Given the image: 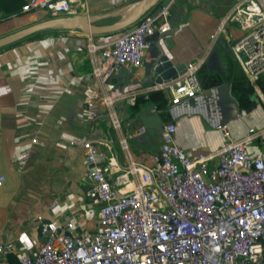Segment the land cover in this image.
Wrapping results in <instances>:
<instances>
[{"label": "crops", "instance_id": "0c3cea01", "mask_svg": "<svg viewBox=\"0 0 264 264\" xmlns=\"http://www.w3.org/2000/svg\"><path fill=\"white\" fill-rule=\"evenodd\" d=\"M71 1L72 12L66 15H85L104 24L128 15L139 0ZM237 1L160 0L156 7L173 3L171 31L148 36L143 64L114 71L107 79L113 88H104L93 73L88 45L92 39L115 35L92 36L61 27L0 48V175L5 176L0 183V243H16V251L0 264H21L19 253L37 251L44 239L34 220L38 215L59 223L71 219L73 226L60 230L65 235L98 230V203L86 195L90 184L82 178L89 167L87 142L105 152L98 162L115 186L127 192L135 187L127 174L129 155L153 164L166 123L176 122V142L193 152L220 147L252 125L264 123V75L251 81L230 47L242 29L229 23L209 39ZM0 16L2 38L44 14L6 18L1 12ZM163 56L181 67L178 77L192 60L200 59L203 93L172 104L170 84L175 79L158 84L154 73ZM106 69L102 65V71ZM104 93L112 97L111 105L102 101ZM133 93L135 104L128 101ZM253 96L258 106L244 115L241 111ZM87 99L96 101L95 114L88 109ZM112 111L121 121L119 129L112 125ZM254 147L264 152V143L257 141ZM54 201L58 206L51 208Z\"/></svg>", "mask_w": 264, "mask_h": 264}, {"label": "built area", "instance_id": "2783aa9c", "mask_svg": "<svg viewBox=\"0 0 264 264\" xmlns=\"http://www.w3.org/2000/svg\"><path fill=\"white\" fill-rule=\"evenodd\" d=\"M170 2L144 15L136 24L107 40L92 39L88 45L93 73L104 88L115 85L107 79L121 66L139 67L149 46L148 36L171 31ZM24 10L54 17L72 12L71 0H27ZM229 23L243 34L230 47L251 81L264 75V0H239L209 33L213 40ZM107 65L102 71V65ZM201 60L194 59L170 88L172 104L203 93L199 78ZM158 88H165L160 86ZM112 97L102 96L111 105ZM135 93L128 97L135 104ZM97 111L96 101L86 100ZM112 125L121 121L112 111ZM176 122L162 129L160 154L153 164L129 155L127 174L135 187L122 192L98 162L105 152L86 143L89 182L86 195L98 203L99 227L75 236L60 232L73 226L71 219L59 223L35 217L44 237L37 251L19 253L21 264H264V152L254 147L264 143V123L252 125L237 139L220 147L193 150L175 140ZM121 144L128 149L122 138ZM23 167L26 158L21 159ZM5 180L0 175V183ZM54 201L51 208H56ZM16 251L13 240L0 243V262Z\"/></svg>", "mask_w": 264, "mask_h": 264}, {"label": "water", "instance_id": "95a60500", "mask_svg": "<svg viewBox=\"0 0 264 264\" xmlns=\"http://www.w3.org/2000/svg\"><path fill=\"white\" fill-rule=\"evenodd\" d=\"M160 0H139L133 10L126 16L110 23H97L85 15H60L36 22L9 35L0 38V48L25 39L29 36L55 28L78 29L85 34L101 36L126 30L136 24L144 15L153 10ZM181 67H176L167 56H163L154 69L156 83H169L181 74ZM258 106V100L253 99L249 107L241 112L245 115Z\"/></svg>", "mask_w": 264, "mask_h": 264}, {"label": "trees", "instance_id": "16d2710c", "mask_svg": "<svg viewBox=\"0 0 264 264\" xmlns=\"http://www.w3.org/2000/svg\"><path fill=\"white\" fill-rule=\"evenodd\" d=\"M27 0H0V13L3 12L4 13V17L8 18L9 16H19V15H23V14H27L29 13L32 17L35 16H41L42 12L41 11H34V10H28L25 11L24 10V6L26 5ZM157 8V7H155ZM44 14V12H43ZM8 16V17H7ZM3 17L0 16V21L2 20ZM123 31L120 32H116V33H112V35H118L121 34ZM42 33H38L32 36H29L27 38H32V37H36L41 35ZM110 35V34H107ZM252 99H257L256 96H253ZM258 100V99H257Z\"/></svg>", "mask_w": 264, "mask_h": 264}, {"label": "rangeland", "instance_id": "374dc122", "mask_svg": "<svg viewBox=\"0 0 264 264\" xmlns=\"http://www.w3.org/2000/svg\"><path fill=\"white\" fill-rule=\"evenodd\" d=\"M47 18L48 17H37V18H34L31 21H29V23H27L25 26H29L31 24H34L36 22L42 21V20L47 19ZM118 19H119V16L107 19V20H105V22H113V21L118 20ZM96 22L103 23L104 21H102V22L101 21H96Z\"/></svg>", "mask_w": 264, "mask_h": 264}]
</instances>
